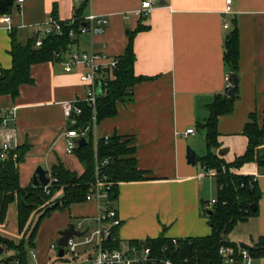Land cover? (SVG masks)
Segmentation results:
<instances>
[{
  "label": "crops",
  "instance_id": "obj_1",
  "mask_svg": "<svg viewBox=\"0 0 264 264\" xmlns=\"http://www.w3.org/2000/svg\"><path fill=\"white\" fill-rule=\"evenodd\" d=\"M142 0H24L20 9L10 13L13 33L19 43H33L43 37L44 24L50 17L68 22L81 10L83 17L94 14L105 17L107 24L98 26L95 34L81 35L73 50L102 51L119 58L132 38L135 51V84L131 102L117 104L115 117L106 118L93 130L95 139L117 136L130 141L135 150L137 168L148 172L150 180L123 182L119 195L112 202L114 215L121 220L117 239L126 249L132 241H146L163 236L186 240L201 238L212 232L204 209L209 208L212 194H217V181L203 172L198 163L201 150L197 120L206 118L205 105L216 95H225V79L229 68L224 60L225 40L239 29L240 68L238 98L234 111L219 118L220 150L228 151L221 158L234 162L247 151L248 138L243 134L253 115L264 121V0H233L230 14H223L227 0H158L155 9L145 17L133 14ZM229 24L224 28V23ZM12 32L0 15V71L11 69ZM32 65L33 83L20 88L14 99L0 96V116L16 108L9 121V131L16 134L20 145L31 150L27 159L35 167L45 164L48 176L54 165L64 163L72 171L80 161L64 158L66 123L62 103L83 101L85 86L80 76L86 72L79 65L72 72L65 70L64 60ZM194 129V135H185ZM1 134V133H0ZM1 144V143H0ZM196 153V164H188V149ZM260 150L264 152V143ZM24 164V163H23ZM81 164V163H80ZM80 168V167H79ZM237 175H250L258 181L261 199L258 215L240 223L228 236L239 245L254 247L264 237V165L244 164L234 169ZM62 192H57L58 199ZM97 205L84 202L64 212H55L38 230L35 252L38 264L62 263L50 249L61 233L75 221L93 219ZM6 221L0 224V237L19 245L24 233L19 231L18 205L11 204ZM33 251V250H31ZM4 251L0 261L13 256ZM85 258V257H84ZM54 259V260H53ZM77 264H83V260ZM252 264H264L253 258Z\"/></svg>",
  "mask_w": 264,
  "mask_h": 264
},
{
  "label": "trees",
  "instance_id": "obj_2",
  "mask_svg": "<svg viewBox=\"0 0 264 264\" xmlns=\"http://www.w3.org/2000/svg\"><path fill=\"white\" fill-rule=\"evenodd\" d=\"M12 10L13 6L7 12H0V14H10ZM82 11L77 12L76 16L82 18ZM83 25H85V22L81 19L73 26L65 22L62 34L44 38L43 45L40 48H35L33 43L22 45L12 32L10 50L12 68L0 71V96L7 95L15 99L19 95L22 86L33 83L31 77L32 65L44 62H59L61 58L56 59V54L68 51L70 45L76 42V40L71 39L70 31L77 30ZM224 45L225 63L231 75L238 77L240 44L239 29L237 27H234V30L227 36ZM135 59L131 38L125 53L119 56L120 64L115 71L116 80L109 83L104 95L97 100L98 124L106 118L117 115V104L132 101V90L135 84L142 80L134 74ZM237 98L238 94L229 97L228 93L214 96L212 101L205 105L206 118L197 120V130L204 132L206 136V154L198 157V163L201 167L204 166L217 172L215 177L217 181V203L211 209L203 210L209 219L211 234L201 238L178 240V245H174L172 239L163 236L146 240L145 243L151 248L153 257L163 261H172L174 264H222L223 259L219 254V250L221 247H228L234 250V256L239 259L237 253L240 247L238 244L230 242L228 236L238 224L258 215V203L262 195L258 181L253 176L231 174L229 170L231 168H242L247 163L264 165V152L260 150L261 145L264 143V121L259 124L253 115L250 116L251 122L245 126L243 131V134L248 138L247 151L234 162L227 164L221 158L222 151L220 150L218 131L219 118L234 111ZM80 106L83 114L76 117L69 129H91L87 137L88 142L83 146H78L73 154L83 165V173L72 171L63 162L54 165L50 171L51 176L57 179V182H53L49 186L50 194L47 195L45 187L41 185L22 187L20 184V166L25 163L26 156L31 150L29 145L18 146L16 151L10 154L8 160L0 161V224L6 221L10 205L17 203L19 231L24 233V238L19 245L0 237V248L14 252L13 256L1 260L0 264L15 260H18L21 264H30L28 253L30 250L35 249L41 224L55 212H64L73 205L86 202V196L95 181L96 155L93 127L91 125L93 109H90L85 103ZM1 119L0 116V122ZM98 140L97 155L99 159H110L108 165L102 169L107 180L113 185L110 191V200L116 201L119 195L120 183L150 180L148 172L137 168L134 157L135 150L129 146L130 141L117 136ZM224 167L226 172L223 171ZM59 190H63L62 196L49 202ZM253 205L256 206L255 210H252ZM259 241L254 249L250 251V255L253 258L262 259L264 257V237ZM131 244L141 245L137 241H132ZM107 245L113 249L121 248L117 239V230ZM57 260L64 261L63 258L59 257Z\"/></svg>",
  "mask_w": 264,
  "mask_h": 264
},
{
  "label": "built area",
  "instance_id": "obj_3",
  "mask_svg": "<svg viewBox=\"0 0 264 264\" xmlns=\"http://www.w3.org/2000/svg\"><path fill=\"white\" fill-rule=\"evenodd\" d=\"M24 0H16L12 5L13 8L20 9ZM142 5L139 10L133 12L135 16L145 17L155 9L158 5V0H142ZM233 0H227L223 14H230L232 12ZM3 20L6 22V29L12 32L14 26L11 21L10 14H0ZM72 20L68 21V24L73 26L80 19L85 22V25L80 26L77 30L70 31V37L73 40H77L81 35L88 33L95 34L98 26L107 24L108 20L105 17H97L94 14H89L86 17L79 18L76 16V12L73 13ZM65 22L56 20L50 17L44 24L43 37H37L35 48H40L43 45L44 38L52 35H60L63 31V24ZM229 24L224 23V28H228ZM65 70L72 72L79 65L85 67L86 72L80 76L81 83L85 86L86 91L83 101L64 102L62 103V110L66 123L72 125L77 116L83 114L82 103L88 105L90 109H93L92 116V129L94 130L97 123V100L99 97L97 89L101 88V94L104 95L109 83L116 80L115 71L119 67V58L112 57L105 52L97 51L95 49L89 52H80L73 50V45H70L68 51L59 52L56 54V59H64ZM233 87V76L231 73L226 74L225 89L226 94L231 91ZM16 115V108L9 111L8 115L3 117L0 122V161L8 160L12 152L16 151L19 146L18 138L15 133L9 131L8 123ZM90 128L68 129L65 132L66 147L65 152L67 155H73L79 146L81 138L87 140ZM194 129H188L185 135H194ZM107 139V138H106ZM97 139H95V181L93 182L89 194L86 196L85 201L96 203L97 214L93 219L79 220L73 224L75 231L85 232L82 237H73L69 240L68 246L65 247V256L62 263L52 264H77L80 263V257H85L82 261L83 264H174L172 261H163L157 257L152 256L151 248L145 243L140 241V246L130 244L126 249H113L108 247V243L121 225V220L114 215L112 206V200H110V191L113 187L112 183L107 180V177L103 173V168L108 165L110 159H99L97 155ZM88 142V140H87ZM205 175L215 178L217 172L210 170L207 167H202ZM223 171L226 172L225 167ZM231 174L234 173V169L229 170ZM50 176V183L45 187L46 194H50V185L53 182H57V179ZM217 203V198L209 202V208L213 207ZM172 243L178 245V239L173 238ZM50 249L56 252V259L59 257L60 247L56 243L50 244ZM219 254L222 257V264H234L241 262L242 264H252L253 257L250 255V251L239 248L237 256H234V250L228 247H221ZM35 260L37 257L36 252L31 254ZM5 264H21L18 260L11 261Z\"/></svg>",
  "mask_w": 264,
  "mask_h": 264
},
{
  "label": "water",
  "instance_id": "obj_4",
  "mask_svg": "<svg viewBox=\"0 0 264 264\" xmlns=\"http://www.w3.org/2000/svg\"><path fill=\"white\" fill-rule=\"evenodd\" d=\"M14 1L16 0H0V12H7L10 8H12V5L14 4ZM37 41V37H35L34 41H33V45H35ZM237 86H238V77L237 76H233V87L231 88V91L228 93L229 97H234L237 93ZM97 94L98 96H102L101 94V88L97 89ZM87 143V140H85L84 138H81L79 141V146H83ZM188 152V156H187V161L188 164L191 165H195L196 164V153L193 152L190 148L187 150ZM228 151L226 150H222V154L225 155ZM50 183V176H48V173L41 167L39 166L36 171L35 174L33 176V181H32V185L34 186H38L41 185L42 187H47ZM256 206L253 205L252 210H255ZM85 234V232H78L75 231L74 226L71 225L69 228L65 229L62 233H61V238L58 240L57 245L61 248L59 251V258H64L65 256V247L68 246V242L71 238L75 237H82ZM240 248L248 250V251H252L254 249V247L250 246V245H246L244 243L240 244ZM4 250L0 248V256H2L4 254ZM234 264H242L241 262H236Z\"/></svg>",
  "mask_w": 264,
  "mask_h": 264
},
{
  "label": "rangeland",
  "instance_id": "obj_5",
  "mask_svg": "<svg viewBox=\"0 0 264 264\" xmlns=\"http://www.w3.org/2000/svg\"><path fill=\"white\" fill-rule=\"evenodd\" d=\"M198 143H199V146H200V148H201V150L199 151V155L201 156V155H203V154H205L206 153V136H205V134H204V132H200V135H199V138H198ZM66 153V152H65ZM64 158L66 159V160H68V161H70V160H74V157L73 156H71V155H67V154H65L64 155ZM34 164H35V160H33V159H27V162H26V164L24 163V164H21V166H20V172H21V176H22V182L25 184V183H27V181H30V177H31V170H32V168H33V166H34ZM79 164V167H78V165L76 166V167H74L73 166V168L75 169H81V168H84L83 167V165L82 164H80V163H78ZM39 166H41V165H38L37 167H35V171H36V169L39 167ZM42 167V166H41ZM44 170H46L47 169V166L44 164L43 165V167H42ZM59 192H62L63 193V190H59ZM57 193V192H56ZM55 193V194H56ZM55 194L52 196V198L49 200V202L50 201H53V200H55V199H57L56 197H55ZM212 197H215V198H217L216 197V194H212ZM214 198V199H215ZM210 201H212V200H210ZM37 218H38V216H37ZM37 218L35 219V221L37 220ZM75 223H77V221H75L74 222V224ZM57 244V243H56ZM32 253H35V250H33V251H29V257H28V262L30 263V264H38L37 263V260L35 259H33L32 258V256H31V254ZM53 254L54 255H56V252H53ZM85 260V258L83 257V256H81L80 257V260ZM54 260V259H53ZM136 264V263H135Z\"/></svg>",
  "mask_w": 264,
  "mask_h": 264
}]
</instances>
